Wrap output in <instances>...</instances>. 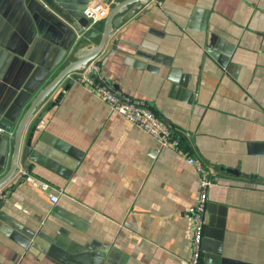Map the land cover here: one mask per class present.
I'll return each instance as SVG.
<instances>
[{
  "label": "crops",
  "instance_id": "obj_1",
  "mask_svg": "<svg viewBox=\"0 0 264 264\" xmlns=\"http://www.w3.org/2000/svg\"><path fill=\"white\" fill-rule=\"evenodd\" d=\"M89 1L0 0V178L23 112L73 48L69 19L86 23ZM100 61L114 89L149 105L216 180L201 264H264V0H152ZM63 86L28 125L26 140L42 116L0 189V264H180L196 169L77 80L52 107ZM23 168L59 201L19 181ZM25 232L36 235L29 244Z\"/></svg>",
  "mask_w": 264,
  "mask_h": 264
},
{
  "label": "built area",
  "instance_id": "obj_2",
  "mask_svg": "<svg viewBox=\"0 0 264 264\" xmlns=\"http://www.w3.org/2000/svg\"><path fill=\"white\" fill-rule=\"evenodd\" d=\"M114 0L90 1L83 11L87 20L86 29H91L104 22L105 15L113 6ZM75 80L84 84L108 103L112 111L121 114L128 121L137 125L146 134L158 141L161 147H169L181 153L192 165L199 176L196 202L184 214L186 218L185 237L191 243V255L180 261V264H201L203 255V238L205 216L208 204V190L216 180L210 170L193 151L187 147L186 141L156 112L143 101L119 94L106 80L102 73L100 58L91 61L85 70L74 75ZM1 132H5L0 128ZM23 179L34 188L49 195L53 203L59 201L60 192L51 183L33 175L27 168L20 169ZM3 197H0V201Z\"/></svg>",
  "mask_w": 264,
  "mask_h": 264
},
{
  "label": "water",
  "instance_id": "obj_3",
  "mask_svg": "<svg viewBox=\"0 0 264 264\" xmlns=\"http://www.w3.org/2000/svg\"><path fill=\"white\" fill-rule=\"evenodd\" d=\"M150 1L152 0H114L113 6L110 8L108 14L105 15L103 28L98 31L94 28L88 30L83 28L85 25H87V20L86 23L85 20L83 21V19L82 21L76 20L75 23L73 20L69 19L70 25L78 27V34H76V32L73 30L69 31L72 35L70 46L73 44V48H71L70 53L69 47L64 51V56L60 60L62 63L58 68H56L57 73L48 79L46 84L35 93L32 100L29 102L27 109L23 112L15 130V134L12 137L13 151L11 156V166L9 171L0 178V189L8 181H10L19 170L21 153L23 154V163L31 153L32 139L37 127L42 120V116L38 117L34 121L27 140L25 139V132L38 111L48 100L52 99L53 94L64 84L62 90L56 95L54 101L51 103L52 107L55 106V104L63 98L66 91L74 83V75L85 70L91 61L101 57L115 29L123 23L127 16H133L135 12L142 9ZM229 172L236 173L235 171ZM22 179L23 177H21L19 181ZM259 187L264 189V185H260ZM6 198H8V196H5V199ZM4 203L5 201H0V207H2ZM24 235L25 237L27 235L28 244L31 243V241L36 237L35 234H26V232Z\"/></svg>",
  "mask_w": 264,
  "mask_h": 264
}]
</instances>
